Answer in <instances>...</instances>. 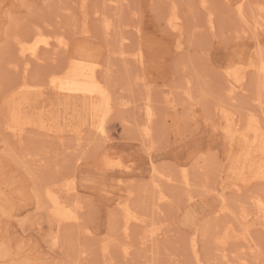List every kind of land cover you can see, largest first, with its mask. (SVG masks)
I'll list each match as a JSON object with an SVG mask.
<instances>
[{
  "label": "rangeland",
  "instance_id": "1",
  "mask_svg": "<svg viewBox=\"0 0 264 264\" xmlns=\"http://www.w3.org/2000/svg\"><path fill=\"white\" fill-rule=\"evenodd\" d=\"M201 1L174 0L184 29L178 34L166 26L170 5L157 0H124L117 9L109 0H0V264H199L190 247L194 238L193 248L208 264H239L236 258L246 252V264H264V214L251 205L254 196L264 197V176L256 170V158L264 162V93L262 77L252 74L264 56V0H244L248 23L235 7L239 0H207V10ZM102 17L112 21V33L104 31ZM39 25L41 39L61 38L69 50L55 59L44 51L46 59L31 66L27 82L48 81L71 57L96 59L98 75L119 105L107 118L106 138L94 126H80L85 107L96 111L91 98L58 96L47 87L26 93L25 102L13 92L23 81L22 71L12 67L20 63L15 38ZM120 35L128 38L124 45L117 42ZM139 50L141 67L131 57ZM230 68L247 72L243 94L226 89ZM14 106L29 119L21 146L2 128ZM147 108L154 112L151 123ZM149 124L151 137L141 129ZM75 134L83 135L79 145ZM249 152L251 159L244 157ZM183 169L190 184L182 181ZM71 176L84 206L81 222L58 226L43 184L60 185ZM153 182L170 195L161 211ZM130 190L132 206L149 213L145 227L164 234L155 246L139 247L137 226L128 237L120 232L116 205ZM244 210L251 232L238 239ZM223 236L227 262L217 250ZM125 241L134 250L128 259Z\"/></svg>",
  "mask_w": 264,
  "mask_h": 264
},
{
  "label": "bare ground",
  "instance_id": "2",
  "mask_svg": "<svg viewBox=\"0 0 264 264\" xmlns=\"http://www.w3.org/2000/svg\"><path fill=\"white\" fill-rule=\"evenodd\" d=\"M121 1H123V3H125L124 0H109V3L112 6H114V8L117 9L119 6L121 7V4H120V3H122ZM157 1H159V3H164V4L170 5L171 8L169 9V16L166 18V26L172 32L182 34L184 31L183 26H182V20L180 19L179 15H178V9L179 8H178V6H177L178 9L175 7L176 4L174 5V0H157ZM201 2H202L201 3L202 6L207 10V6H208L207 2L208 1L202 0ZM227 2H229V0H227ZM123 3H122V6H123ZM235 7L239 10V15H240L241 21L247 22V23L251 21V19L247 15V12L244 8V0H239V3H237L235 5ZM261 7L262 8H261L260 12H262L264 14V5H261ZM259 15H260V13H259ZM103 18L104 17H102V21H103ZM261 20H262V18H261ZM104 21H105V23L103 22V28L105 29L104 31L108 32L107 34H109L110 32L112 33L113 29L115 28L113 26V24L111 23L112 21L109 19L107 20L105 18H104ZM208 22H209L210 29L214 28V25H213L214 21L211 17V14L209 15ZM259 25H260V23H259ZM137 31H138V33L141 32V31L139 32V28ZM42 32H43V28L40 27V25H39V26L33 27L27 36L15 38L16 39L15 40L16 41L15 46H16V49L18 52L20 63H18L17 61L13 62L12 67H14L15 70H21L22 71L23 81L21 80L20 81L21 83L19 82V84L15 87L13 92L16 94H20L18 96H21L23 98V100H25V102H28V98L26 97V93H29L30 91H33V90L44 89L47 87H49L51 90H53L58 96L71 97V95H73V96H77L78 99H82V100L85 98H91L92 101L96 105V111L92 112L88 108L85 107L83 109L84 119L81 121L80 126H85V127L90 126V125L94 126L92 131H94V133H96L101 138H106L107 137V135H106L107 118L113 112L115 107H117L116 105H118V104H116V101L113 97L112 91L110 90V88H108L107 84L102 79L103 77L101 78L98 75V70H97L98 64L96 62V59H93L91 57H86V56L71 57L67 61V63L64 65V67L61 68V70H59L57 72L53 71V73L51 72V74H49V77H48L49 79L47 78L48 81L45 80L47 83H45V81H44V83H36V84L31 83V84H29L27 82L26 76H27V73L29 72V70L31 69V66L33 64L42 63L46 59L44 51L46 53L50 54V56H52V59H55V58H53V56L58 55L62 51L69 50V43L67 41H65L61 38L57 39L56 41H50L46 38L41 39L40 36L43 35ZM255 33H257V32L254 31V34ZM120 36H122V37H120ZM120 36H118L117 42L119 44L124 45L125 42H127L126 40L128 38L125 35H120ZM41 42H43V45H44L43 48H41V46H40ZM138 46H140V43ZM140 50H141V46H140ZM140 50L136 53L132 52L133 54L131 56V57H133L132 58L133 61L135 63H138L139 66L144 65V58H143L144 55L141 53ZM119 51H121V50H119ZM120 55H124V56H126V58H128V56L131 54H129L128 51L126 52V50H123L120 52ZM261 58H262V62L259 66L253 65L255 72H253L252 74L255 75L257 78L260 76L262 77V81L260 82V89L264 93V56H261ZM225 76H226V79H225L226 80V89L228 90V92L230 94H234L235 92L240 93L239 91H241V94H243L245 92L244 90L246 88L245 83H246V78H247V72L243 71V73H239L236 68H230V69L225 71ZM138 80H139V78H138ZM143 80H145V78H143ZM255 81H257V80H255ZM258 83H259V79H258ZM258 83L256 82V84H258ZM256 86L258 87V85H256ZM257 89H259V88H257ZM260 89H259V91H260ZM242 91H243V93H242ZM21 94H23V95H21ZM237 95H239V94H237ZM234 98H235V96H234ZM259 100L261 103L259 101H257V102H259L261 105L264 102V99L262 100L260 98ZM128 103H129L128 101H122L121 104L123 106L127 107ZM259 103H258V105H259ZM118 107H119V105H118ZM146 107H148V106H146ZM146 110H147L146 115L148 116V120L151 123V121L153 119L152 117L154 116V112L152 111L151 108H147ZM10 115L12 116V119L4 123V125L2 126L3 131H6V133H9L13 138L16 139V141L21 146V144L23 143V140H24V136L28 132V128H27L26 123H28L29 119L22 117V115H24L22 112V108L19 109V107H16V106H14V108L10 112ZM145 118H146V116H145ZM146 120L147 119H145V121ZM147 121L144 123V125L147 123ZM150 125L151 124H149V126ZM149 126L143 127V125H142L141 129L144 132V134L149 135V137H151V135H150L151 130H149V128H151V126L150 127ZM77 131H80V129ZM82 137H83L82 134H80V135L75 134L74 135L73 138L75 140V143H77V145L80 144ZM146 137H148V136H146ZM146 137H145V139H146ZM57 138H59L60 140H63V138H60L58 136H57ZM101 140H103V139H101ZM148 140H149V138H148ZM244 157L247 159H251V157H252L251 152H249L248 155L244 154ZM256 159H257L256 170H260L261 172H259V173H261V175L264 176L263 159L262 158H260V159L256 158ZM243 160L246 162V159H243ZM41 164H42V162H41ZM40 166L43 167L44 165L42 164ZM153 172L155 174H157L156 176H157V178H159L158 177L159 173L155 168H153ZM189 174L190 173H188L187 169H183V172L181 175H182V181L184 180L185 183L190 184L191 177ZM161 175L170 181H172L175 178V177L174 178L171 177L170 174L168 175V173H167V175L161 173ZM156 176H153V177L156 178ZM72 177L73 176L68 177V179H64V183H62L60 185H57L58 182L55 183L53 181L45 182L43 184L44 200L48 204V211H49L52 219L57 223L58 226H60L62 224L78 225L81 222V217H80L81 213H79V211L82 210V208L84 206L82 204H81L82 205L81 206L80 202H78V197H76V196L78 195L79 190H78L77 185L75 184L76 182H75L74 177L73 178ZM165 178L163 180L167 183L168 181H166ZM262 179H264V178H262ZM153 180H155V179H153ZM157 180H158V182H159V180L161 181V179H157ZM175 180H176L175 182H177L178 179L175 178ZM180 181H181V178H180ZM249 181H251V180H247V183ZM153 184H154V182L152 183V187L157 188L154 192L157 191V193H158V197L154 200V203H155L154 205H157L158 207H160V204L162 202H167L169 200L170 195L165 193L166 190L164 191L162 189H159L161 182H160V185H159V183H156V187H155V184H154V186H153ZM172 184L173 183H171V185ZM127 195L128 196L130 195V197H125V198L120 197V199L118 200L117 205H116V209H118L120 211V214L122 215L121 231L120 232L123 233L126 237H128L129 234H131L130 232H131L133 226H137V228L139 227L140 229H142L139 231L140 235H141V238L139 241L140 242L139 247L142 246L144 248H147V247H149V245L150 246H151V244L153 245L154 242L160 241L162 239V236L164 237V234H161L162 232H159V231H149L145 227L147 222L149 221V213H147L148 211L144 210L143 212H141V210L140 211L136 210L132 206L131 200L134 196L132 190H130ZM153 196H154V193H153ZM155 196H157V195H155ZM253 196H251V198ZM223 199L225 202L224 209H227L228 208L227 198H223ZM163 205H164V203H163ZM242 205H243V203H242ZM251 205L254 206L255 209L259 210V212L261 214H264V197H262V195L261 196L260 195L254 196L253 202L251 203ZM155 210L161 211V207H160V209L157 210V208H156ZM145 211H147V212H145ZM157 213H160V212H157ZM242 214H243L241 217L242 218L241 219L242 224H243L242 235H236L238 239L242 238L244 236L246 237L247 234L249 233V231L251 232V230H250L251 227H250V224L247 220L248 212L244 210V212ZM159 230L163 231V230H161V228ZM205 230H203V231H205ZM207 231L211 232L210 229L209 230L207 229ZM209 232H208V234H209ZM206 234L207 233L204 234V232H203L202 236L206 235ZM159 235H162V236H159ZM213 235H215V234L213 233L212 236ZM157 237H161V238H158L159 240H156ZM112 238L114 239V237H112ZM122 239L124 240L123 237H122ZM122 239L121 240L118 239L119 242L120 241L122 242ZM225 239H227V236H223V238L221 239L223 241L219 242L221 244L219 245V247L217 249L220 251V257H221V260L223 262L224 261L227 262V260L229 259V258H227V247L225 245ZM109 240H111V239H109ZM118 240H115V241H118ZM247 240H249V239L247 238ZM191 241H193V243ZM191 241L190 242L192 244H190L191 245L190 247H192L194 245L196 248L195 238ZM110 242L117 245V243H115L113 240H111ZM122 243H124V242H122ZM125 244L128 245L126 241H125ZM156 244H154L153 246H155ZM129 245L126 247L124 245L123 252L121 251L122 255L124 253L123 257L125 256V258L130 257L129 255H131L134 252V250L132 252V247H130ZM153 246L151 248H153ZM193 247H192V249L195 252V256L197 258V263L208 264V261L203 262V259H201V257L198 254V249H195ZM252 247L255 250L254 246H251V248ZM121 249L122 248L120 247V250ZM246 253H244L245 255L243 254V255L238 256L236 258V261H237L236 263L246 264L247 261H249V257H247L248 252H246ZM249 254H251V253H249ZM146 259H148V258H146ZM195 261H196V259H195ZM149 262H151V261H149Z\"/></svg>",
  "mask_w": 264,
  "mask_h": 264
}]
</instances>
